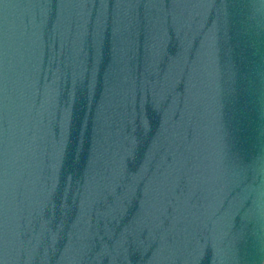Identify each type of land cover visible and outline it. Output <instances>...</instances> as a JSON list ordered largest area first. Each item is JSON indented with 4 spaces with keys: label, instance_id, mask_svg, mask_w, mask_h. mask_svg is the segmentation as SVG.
<instances>
[{
    "label": "water",
    "instance_id": "1",
    "mask_svg": "<svg viewBox=\"0 0 264 264\" xmlns=\"http://www.w3.org/2000/svg\"><path fill=\"white\" fill-rule=\"evenodd\" d=\"M0 264H264V0H0Z\"/></svg>",
    "mask_w": 264,
    "mask_h": 264
}]
</instances>
